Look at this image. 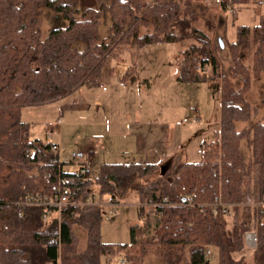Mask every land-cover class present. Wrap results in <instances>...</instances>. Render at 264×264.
I'll return each mask as SVG.
<instances>
[{"label": "trees", "instance_id": "1", "mask_svg": "<svg viewBox=\"0 0 264 264\" xmlns=\"http://www.w3.org/2000/svg\"><path fill=\"white\" fill-rule=\"evenodd\" d=\"M96 1V7L80 11L78 0H0V264H100L114 257L141 264L149 252L162 264H209V248H216L218 264H248L244 233L251 228L253 208L244 203L252 189L255 200L264 195V115L250 127L237 129L236 123L250 121L255 111L247 95L251 80L264 75V16L253 26L237 28L236 40L227 44L230 65L221 71L211 39L194 25L199 5L193 0ZM250 1L219 0V5L235 17ZM45 8L67 25L42 38ZM107 17V34L101 38L99 26ZM189 39L194 42L179 52L177 81L220 84L219 127L199 144L198 161L181 162L176 156L170 165L104 162L85 176L63 171L53 142L30 138L29 123L20 116L23 107L63 98L100 79L107 58L117 57L122 48L129 50L131 64L120 82H136L134 59L140 48ZM58 169L70 202L60 218L53 213L44 222L45 209L35 206L19 214L16 202L29 193H48ZM131 190L141 203L143 222L129 227L126 243L100 239V207L72 204L94 193L122 199ZM150 202L154 206L147 209ZM76 226L85 231L82 249ZM257 233L249 256L252 264H264V222Z\"/></svg>", "mask_w": 264, "mask_h": 264}, {"label": "rangeland", "instance_id": "2", "mask_svg": "<svg viewBox=\"0 0 264 264\" xmlns=\"http://www.w3.org/2000/svg\"><path fill=\"white\" fill-rule=\"evenodd\" d=\"M150 3L152 0H143ZM194 1V0H193ZM205 1V0H201ZM195 2V1H194ZM199 14L194 25L207 33L211 39V45L215 56L220 64L221 71L227 69L230 65V55L227 44L233 42L237 37V28L241 25L253 26L261 16H264V0H251L250 3L236 12L235 17L228 10L226 12L219 8L215 0L207 5L197 3ZM96 0H78V9L81 11L88 7H96ZM109 18L106 22L101 20L99 34L101 38L106 37V30L109 25ZM67 22L56 12L50 9H43L41 13V36L46 37L49 31L55 27H65ZM219 40L223 45L219 44ZM192 39L179 43H161L149 44L140 48L137 57L134 59L136 71L139 77L136 86H127L122 89L120 97L114 98L111 103L105 98L103 108L106 117H109V123L114 121L121 122L124 128L128 127V122L133 124L138 118L145 123L166 124L168 131L173 134L177 129L180 130L181 149L177 154H171L163 157L161 163L170 165L174 162L176 156L181 157V162H195L199 159V144L204 139L212 136V131L219 127L220 123V84L213 83H182L176 80L177 61L180 59L179 52L184 50ZM122 52L117 57H108L104 66L105 69L113 66L112 77H120L131 64L129 50L122 48ZM248 53L244 54V63L248 64ZM101 79L93 81L101 83ZM142 80H146L142 81ZM148 81V82H147ZM90 82L87 81L86 84ZM91 82L90 84H92ZM242 81L237 80V85ZM250 91L247 95L255 111L250 121L242 123L237 122V129L244 126L250 127L256 122L262 121L264 115V75L261 74L258 79H252L250 82ZM84 85V84H83ZM80 88H86L84 85ZM77 91V90H76ZM95 92V90H90ZM79 91L70 95H77ZM107 94V93H106ZM105 94V96H106ZM70 97L57 99L51 102L26 106L21 109V119L29 123L30 138H39L45 141H52L58 144L59 159L63 163L64 171H74L79 165L71 160V153L76 150L89 149L94 152L93 160L90 163L94 173L101 162L108 161H139V158L131 153L118 154L112 146H120L123 140L118 139L111 144L108 140L107 121L101 119L102 115H95L90 110L75 112L68 109ZM102 113V112H101ZM138 113L141 114L138 117ZM103 114V113H102ZM115 119V120H114ZM53 126V137L47 136V126ZM106 136V137H105ZM242 148L246 155L250 150L246 144L242 143ZM110 153V154H108ZM255 192L252 189L246 195L244 205L250 202H257L254 199ZM102 203L109 200L108 195L98 196ZM137 195L131 190L124 198L120 199L119 205L114 209L115 212L108 218L107 214L110 207L104 206L100 222V239L106 243H126L130 239L129 227L131 225L142 223V218L138 215ZM150 209L148 205H144ZM222 204L220 207L225 209ZM243 206V205H240ZM150 224L155 221V216H150ZM247 232L258 231L259 224L255 219L253 208V218ZM78 240V247L82 249L85 245V231L79 227H74ZM258 236V233H257ZM209 264H218V255L216 248H209ZM250 252L247 248L248 264H252ZM122 257H114L110 263L101 259L100 264H113ZM119 264V263H118ZM126 264V263H125ZM141 264H162L152 252H149Z\"/></svg>", "mask_w": 264, "mask_h": 264}, {"label": "crops", "instance_id": "3", "mask_svg": "<svg viewBox=\"0 0 264 264\" xmlns=\"http://www.w3.org/2000/svg\"><path fill=\"white\" fill-rule=\"evenodd\" d=\"M194 1L197 3H204L209 5L214 0H205V1L194 0ZM215 2L219 4V0H215ZM105 67L106 66H104L102 71L101 78H103V80H101V83H99V81L98 83H94L93 81H90L86 84L87 82L86 81L84 83V85H86L85 90L80 88L82 87L80 86L78 89H76L77 91H79L77 95H73L72 97H70V95H72L73 93L75 94V92H77L75 90L71 94L60 99H65L66 97H70L71 100L68 103V107H69L68 109H70L71 111L84 112L90 110L95 115L98 116L102 115L101 119L104 121V123H106L107 121V126L109 130L108 140L110 139L109 140L110 144L111 141L113 143L116 142L117 144L118 139L123 140L122 144L118 147L111 145L112 149L117 150L116 155L133 152V154L135 153L134 155L137 156L141 161L150 164H163L161 163L163 157L171 154H177V152L181 149V139L183 137L181 136L180 130L177 129L173 134H171V132L168 131L166 124L145 123L140 118H138L133 124L128 122L127 128L126 127L124 128L122 121L117 122L118 120H120V118L117 121H114L113 124H110L108 122L109 117L105 116L106 112L104 111L103 108V102L105 98L109 100L111 103H113L114 98L120 97V95L122 94V89H124L128 85L132 87L136 86L138 84V81L122 83L120 82V78L122 77L123 74L120 77L114 78L111 76V71L113 69V66L110 65L106 69ZM91 82L93 83L90 84ZM90 90H95V92H91ZM140 115L141 114L138 113V117ZM47 129H49L47 132L51 133L50 138L53 137L54 135L53 126L48 125ZM85 152L89 156L90 161H92L94 157V152L89 149H85ZM108 162H120V161H108Z\"/></svg>", "mask_w": 264, "mask_h": 264}, {"label": "built area", "instance_id": "4", "mask_svg": "<svg viewBox=\"0 0 264 264\" xmlns=\"http://www.w3.org/2000/svg\"><path fill=\"white\" fill-rule=\"evenodd\" d=\"M47 136L50 137L51 133H48ZM51 150L54 153L58 154V150H59L58 144L53 143L51 145ZM70 157L74 163L79 165V167L73 172L85 176H91L93 174L90 167V163H91L90 158L84 150L73 151ZM55 162H57L62 168L61 166L62 162H60L59 154L58 157L55 159ZM58 170L59 171L56 174V177L53 183L51 184V188L48 193H29L25 195V197L22 200L16 202L19 214L23 213L25 207L35 206V207H43L45 209L42 216L44 222H47L53 213L55 216H57L58 219L60 218L63 207L70 204V202L68 200L69 188L66 185V178L62 175L61 169ZM51 176L52 174L50 170H46L44 172V178L46 180H49ZM98 196H99L98 194L94 193L90 197H88L84 202H75L72 204L80 205V206L81 205L98 206L101 208L102 213L104 206H108L111 209L107 214V217L109 218L111 214L115 212L114 209L119 205L120 199L108 195L109 200L106 203H102L98 199ZM248 204L252 205L254 208L255 219L257 224H262L264 222V195L261 200L257 202H250ZM146 205L152 207L154 206V203L150 202ZM219 205L222 206L221 203H219ZM244 239H245V244L249 250L253 251L256 249L257 241H258V236L256 232H252V231L247 232L244 236ZM205 257L207 258L210 257L208 251L205 253ZM118 263L125 264L126 262L125 259L123 258H119L118 262L115 261L113 262V264H118Z\"/></svg>", "mask_w": 264, "mask_h": 264}, {"label": "water", "instance_id": "5", "mask_svg": "<svg viewBox=\"0 0 264 264\" xmlns=\"http://www.w3.org/2000/svg\"><path fill=\"white\" fill-rule=\"evenodd\" d=\"M219 43H220V45H223V44L221 43V40H219ZM161 172H162V173L164 172V168H161Z\"/></svg>", "mask_w": 264, "mask_h": 264}]
</instances>
